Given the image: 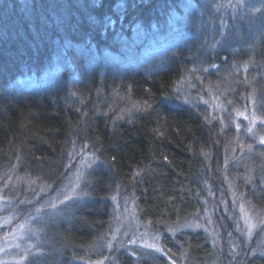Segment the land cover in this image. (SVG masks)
Listing matches in <instances>:
<instances>
[{
  "label": "trees",
  "instance_id": "1",
  "mask_svg": "<svg viewBox=\"0 0 264 264\" xmlns=\"http://www.w3.org/2000/svg\"><path fill=\"white\" fill-rule=\"evenodd\" d=\"M226 2L0 0V190L48 201L75 156L95 160L68 261L107 255L116 198L178 263L217 255L183 230L206 213L222 242L234 237L230 192L264 218V143L251 149L191 102L209 93L226 118L251 100L264 123V11ZM239 246L222 264H264Z\"/></svg>",
  "mask_w": 264,
  "mask_h": 264
},
{
  "label": "rangeland",
  "instance_id": "2",
  "mask_svg": "<svg viewBox=\"0 0 264 264\" xmlns=\"http://www.w3.org/2000/svg\"><path fill=\"white\" fill-rule=\"evenodd\" d=\"M241 2L242 0H228L226 3L241 7ZM244 6H253L256 11L262 8L264 11V2L258 0H244ZM180 94L184 96L181 91ZM191 102L193 106H205L208 114L216 116L217 120L224 123L227 120L234 134L247 146H251V149L263 145L264 123L255 114L251 100H245L239 110L232 111L233 114L226 118H223L219 101L209 93H205L202 99L196 98ZM75 158L76 161L68 164L66 181L48 201L12 203L0 190V264H82L68 261L66 254L73 250L70 230L78 223L77 217L85 208L82 188L87 171L95 160L92 155L84 154L83 151ZM229 197L234 217L228 221L235 231L234 237H224L222 242L212 227L208 213L200 217L198 222L186 224L183 229L201 231L217 251L209 264H222L223 258L234 260L239 245L242 246L241 250L243 245L246 248L251 246L254 248L252 255L264 257V218L247 208L231 192ZM111 210L112 226L101 248L107 255L87 264H118L123 258H129L132 264H156V260H163L164 264H187L182 258L179 263L176 262L162 248L160 236L152 233L149 224L139 219L131 200L125 197L113 199Z\"/></svg>",
  "mask_w": 264,
  "mask_h": 264
}]
</instances>
